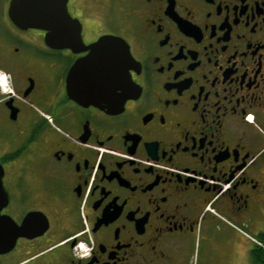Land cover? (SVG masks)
I'll list each match as a JSON object with an SVG mask.
<instances>
[{
	"label": "flooded vegetation",
	"instance_id": "1",
	"mask_svg": "<svg viewBox=\"0 0 264 264\" xmlns=\"http://www.w3.org/2000/svg\"><path fill=\"white\" fill-rule=\"evenodd\" d=\"M11 3L0 264H264V0H68L79 50ZM105 34L130 48L122 88L91 56Z\"/></svg>",
	"mask_w": 264,
	"mask_h": 264
},
{
	"label": "water",
	"instance_id": "2",
	"mask_svg": "<svg viewBox=\"0 0 264 264\" xmlns=\"http://www.w3.org/2000/svg\"><path fill=\"white\" fill-rule=\"evenodd\" d=\"M10 9L11 16L18 25L45 29L47 41L52 46L71 47L74 50L84 47L82 24L77 17H73L69 12L68 0H12ZM90 48L91 56H95L102 66L109 57L115 60L116 87L122 88L126 85L130 74L125 63L131 57L127 41L118 35L105 34ZM104 92L105 90L102 89L98 100L102 105L109 104V99L104 96L106 93ZM4 231L7 240H9L8 227Z\"/></svg>",
	"mask_w": 264,
	"mask_h": 264
},
{
	"label": "rangeland",
	"instance_id": "3",
	"mask_svg": "<svg viewBox=\"0 0 264 264\" xmlns=\"http://www.w3.org/2000/svg\"><path fill=\"white\" fill-rule=\"evenodd\" d=\"M214 249L212 248L211 251H208L207 244L205 240L197 241L195 246V253H194V261L197 263L199 261L200 263L203 262V260L206 259L208 255H213Z\"/></svg>",
	"mask_w": 264,
	"mask_h": 264
},
{
	"label": "clouds",
	"instance_id": "4",
	"mask_svg": "<svg viewBox=\"0 0 264 264\" xmlns=\"http://www.w3.org/2000/svg\"><path fill=\"white\" fill-rule=\"evenodd\" d=\"M8 73L0 71V92L14 93V89L9 83Z\"/></svg>",
	"mask_w": 264,
	"mask_h": 264
},
{
	"label": "built area",
	"instance_id": "5",
	"mask_svg": "<svg viewBox=\"0 0 264 264\" xmlns=\"http://www.w3.org/2000/svg\"><path fill=\"white\" fill-rule=\"evenodd\" d=\"M250 117H251V115H250ZM250 117H249V119L252 120V118H250Z\"/></svg>",
	"mask_w": 264,
	"mask_h": 264
}]
</instances>
